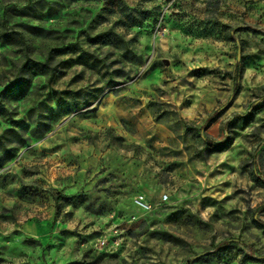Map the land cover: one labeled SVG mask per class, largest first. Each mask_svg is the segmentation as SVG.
I'll list each match as a JSON object with an SVG mask.
<instances>
[{
    "label": "rangeland",
    "instance_id": "374dc122",
    "mask_svg": "<svg viewBox=\"0 0 264 264\" xmlns=\"http://www.w3.org/2000/svg\"><path fill=\"white\" fill-rule=\"evenodd\" d=\"M0 264H264V0H0Z\"/></svg>",
    "mask_w": 264,
    "mask_h": 264
},
{
    "label": "trees",
    "instance_id": "16d2710c",
    "mask_svg": "<svg viewBox=\"0 0 264 264\" xmlns=\"http://www.w3.org/2000/svg\"><path fill=\"white\" fill-rule=\"evenodd\" d=\"M227 74L234 77V78H238L241 75V60L237 61L234 71L233 72H227ZM237 88H238V85L236 86L235 90H237ZM228 141H229V138L225 137L224 139H222L221 141H218V142L217 141L216 142L208 141L206 146H209V147L221 146V145L227 144ZM233 242L243 243L239 239H227V240H224V241H221L220 243H218L214 250L218 251L220 249L226 248L227 245H229Z\"/></svg>",
    "mask_w": 264,
    "mask_h": 264
},
{
    "label": "built area",
    "instance_id": "2783aa9c",
    "mask_svg": "<svg viewBox=\"0 0 264 264\" xmlns=\"http://www.w3.org/2000/svg\"><path fill=\"white\" fill-rule=\"evenodd\" d=\"M142 200H143V199H141V198H140V199H138V201H139V202H143Z\"/></svg>",
    "mask_w": 264,
    "mask_h": 264
}]
</instances>
